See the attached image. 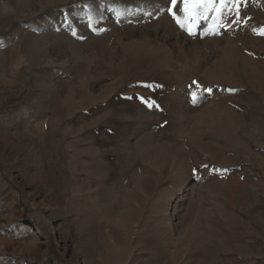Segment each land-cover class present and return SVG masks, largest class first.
<instances>
[{
    "label": "rangeland",
    "instance_id": "obj_1",
    "mask_svg": "<svg viewBox=\"0 0 264 264\" xmlns=\"http://www.w3.org/2000/svg\"><path fill=\"white\" fill-rule=\"evenodd\" d=\"M171 8L0 0V264H264V0Z\"/></svg>",
    "mask_w": 264,
    "mask_h": 264
},
{
    "label": "snow or ice",
    "instance_id": "obj_2",
    "mask_svg": "<svg viewBox=\"0 0 264 264\" xmlns=\"http://www.w3.org/2000/svg\"><path fill=\"white\" fill-rule=\"evenodd\" d=\"M242 2V0H183V4H184V12L186 13V15H188L190 18H195L198 15V9L203 8L205 11H215L216 13H218V15L215 18L214 21V28L212 29V34H219L218 33V29L220 27L224 26L223 20H222V16L224 14V12L227 11H232L233 9L237 10V15H239V7H240V3ZM178 4V0H171V5L172 8L169 9V11L172 12V15L174 17H176V12L173 11V9H175L177 7ZM229 4H231V7H229ZM205 19H207V17L205 16ZM177 22L179 23V18L177 17ZM239 22V21H236ZM229 27L231 26L230 24L228 25ZM75 34V33H73ZM261 35H264V32L261 33ZM193 85L197 88H200V85L193 81ZM208 92H211V89H202ZM228 91H234L233 89H228ZM191 98H192V103L196 104L198 103L199 97L197 92H192L191 93ZM141 101L143 103H145L147 105V107L151 108L153 106H157L155 105L154 101H151L149 99L140 98ZM222 171H226V170H222Z\"/></svg>",
    "mask_w": 264,
    "mask_h": 264
}]
</instances>
